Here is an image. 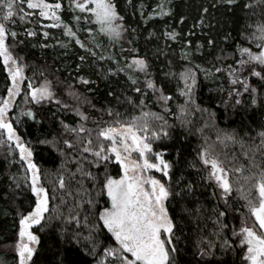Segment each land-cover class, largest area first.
<instances>
[{
    "label": "snow or ice",
    "instance_id": "snow-or-ice-1",
    "mask_svg": "<svg viewBox=\"0 0 264 264\" xmlns=\"http://www.w3.org/2000/svg\"><path fill=\"white\" fill-rule=\"evenodd\" d=\"M238 3L239 0H211L209 4L200 7L199 19L192 27H203L205 21L210 20V8L215 10L218 7H227L231 11ZM144 7L141 3V14ZM156 8L158 11H150L145 17V22L150 17L165 16L172 12L171 6H166L164 2L158 3ZM243 10L250 14L246 18L243 26L245 30L241 32V36L245 41L255 43L257 49L253 50L252 47L237 42L232 51L221 47L215 55L217 60L232 58L238 67H233L232 64H222L214 68L202 67L191 60L192 51L187 46H191L192 41L182 40L185 45L181 48L182 58L189 60L191 66L186 64L178 73L169 71L165 74L176 76L183 82V87L177 85L180 94L185 98V103L179 105L182 126L187 123L184 115L188 113L190 106L200 107L196 104L194 94L198 84L197 75L201 71L207 78L209 72H221L223 67H227V77L233 86L227 95L235 99L236 103H240L242 93L251 96L252 104L257 103V95L264 96V0H245ZM65 12H68L71 20L76 21L75 25L64 19ZM253 17L256 19L253 20ZM41 18L49 19L52 28H62L68 37L74 38L75 44L92 57L98 55L94 49L101 45L95 42L94 37V47H89L88 43L81 40L78 35L81 21L91 23L94 20L95 24L99 25V32L113 41H119L129 31V27L123 23L124 16L118 10L117 0H67L66 3L65 0H0V58L3 59L11 79V85L6 88L7 94L0 95V146L8 145L9 151L18 150L19 163L23 168L22 182L27 184L30 192L34 194L29 210L19 213L17 238L11 242L14 264H34L33 257L37 252L40 236L32 230L33 226H40L42 229L51 217V194L43 182L41 166L34 159L31 141L25 140L18 131L21 115L37 120V114L32 108L22 110L16 114L15 125L9 117L15 98L22 91L25 102H34L37 105L55 102L64 110L75 112L79 118L75 124L61 120L62 134H53L51 138L38 140V143L50 145L61 155L76 162L74 171L62 164L64 170L58 171L55 180L51 181L54 191L59 189L62 192V204L66 203L65 196L73 198L67 215H64L59 205L57 206L60 217L79 224L81 211H85V223L89 216L94 218L93 223L89 225L90 229H106L114 238L111 244L102 247L95 264H176L178 229L169 206L174 197L185 198L193 195L194 185L188 181L181 186V180L177 179L174 188L170 174L173 165L164 156L167 149H154L156 141L169 137V123L163 114L153 111L146 104L148 92L151 90L152 99H148V103H152L154 99L168 112V102L173 99L172 94L166 93L163 85L158 84L152 77L150 63L145 56L131 55L126 58V61L130 62L121 66L115 55H109L107 59L115 60V66L97 67L105 78L128 72V87L135 95L130 96L123 92V103L129 105L133 111L125 109L122 113L112 106L97 109L92 100L72 84H68L63 90L75 102L70 105L61 99L57 87L43 72L40 74V82L26 78V65L22 57L14 54L12 44L9 43L10 40L13 43H23L19 40L14 26L29 23L40 25L39 31L43 37H49L51 34L44 30L45 25ZM184 20L185 16L181 15L179 22L183 23ZM85 30L92 33L95 29ZM131 31L135 32V29ZM153 34L149 32L150 36ZM25 35L35 37L36 28L26 29ZM163 35L173 41L179 39V33L175 29L165 30ZM229 38L230 34L222 37L224 41ZM56 43L67 47V42L57 40ZM214 43L211 38L207 40L209 46ZM202 48L203 45L197 41L194 51L199 52ZM132 51L139 52L136 48ZM79 59L83 64L87 56H80ZM105 59V55H99V60ZM81 64L76 65V68L80 69ZM26 79L28 82L25 85ZM76 80L83 85L93 83L84 74L78 75ZM108 95L113 96L114 92L110 91ZM116 99L120 102V97ZM84 105L97 110L101 115L91 116L84 110ZM104 114L110 119H102ZM256 138L258 143L250 136L247 142L243 137L238 138L235 131L224 134V141L241 145L246 162H230L237 160L235 156L231 157L230 161L222 159L221 154L215 151L214 145L207 144V140L196 153L199 166L207 173L202 179L212 182L214 190L211 195L216 200L215 206L210 209L215 240L204 237L208 243L198 246L200 256L212 257L216 255L217 248L222 254L225 250L233 251L238 244L242 253L240 264H264V126L256 132ZM216 140L220 141L221 136L217 135ZM65 148L69 151L66 152ZM113 161L119 167L117 174H112L110 170ZM189 166L195 169L198 164L193 161ZM152 170L162 173L166 179L162 180L153 175ZM233 173L237 174L235 179ZM66 175L68 180L76 181L75 195L66 181ZM13 179L16 180V177ZM16 187H20L19 180ZM236 201L243 203L238 204ZM201 207L202 205L197 204L195 208H185V211L189 215H199ZM46 213L49 215L46 216ZM234 214H239L238 219ZM78 235L73 234L70 241L79 243ZM230 237L235 238V242ZM86 239L93 242L91 255L96 257L98 243L95 242L91 231ZM0 264L9 262L0 256Z\"/></svg>",
    "mask_w": 264,
    "mask_h": 264
},
{
    "label": "trees",
    "instance_id": "trees-1",
    "mask_svg": "<svg viewBox=\"0 0 264 264\" xmlns=\"http://www.w3.org/2000/svg\"><path fill=\"white\" fill-rule=\"evenodd\" d=\"M66 2L67 0H65ZM161 2H164L166 6H171L172 12L165 16L150 17L145 22L147 14L150 11H158L156 5ZM210 2L211 0H131L129 3V0H117L118 10L124 16L123 23L129 27V31L119 41L110 40L104 33H100L99 25H96L94 20L91 23L88 21L80 22L78 35L81 40L88 43L89 47H94L92 40L94 37L95 42L101 45V47L94 49L98 53L96 57L87 54L84 49L75 44L74 38L68 37L62 28L50 27L52 22L47 18L41 19L44 21V30L51 34L49 37H43L39 31L40 25L34 26L29 23L14 26L18 32L19 40H22L23 43L9 41L12 44L14 54L22 57V61L26 65V78L40 82L42 80L40 74L43 72L44 76L52 80L57 87V93L61 95V99L70 105L75 102L63 91L68 84H72L80 93L88 96L97 109L112 106L122 113L125 109L129 112L133 111L129 105L123 103V92L130 96L135 95L128 87L130 83L128 72H121L118 75L105 78L97 66L105 68L115 66V60L107 59L109 55H115L116 59L121 62V66L130 62L126 61V58L131 55L139 54L149 60L152 77L158 84L163 85L166 93L170 92L173 96V99L168 102L170 111L165 112L154 99L152 103H148V99H152L151 90L148 92L146 99L148 108L163 114L169 123L170 130L168 138L154 143V149H167L164 156L173 165L170 174L174 188L177 179L181 180V186L188 181L194 185L193 195L185 198L174 197L169 206L171 215L177 221L178 229L176 231L178 238L176 241L178 248L175 254L176 264H240L242 253L238 244L233 251L225 250L223 254L217 248L215 250L216 255L212 257H204L198 254L200 244L207 245L208 240H215L210 209L215 206L216 200L211 195L214 190L212 182L202 179V177H206L207 173L199 166L196 153L207 140V144L214 145L215 151L221 154L222 159L230 161V158L235 156L237 160L230 162H246L242 155L241 145L224 141V134L235 131L238 138L243 137L247 142L250 136L252 140H256L258 143L256 132L264 126V96L257 95V103L252 104L251 96L248 93H242L240 103H236L235 99L227 95L230 88L233 87L227 77V67H223L221 72H209L207 78L202 71L198 73L194 99L200 107L190 106L188 113L184 115L187 123L181 125L179 105L185 103V98L180 94L177 85L183 87V82L179 81L176 76H166L165 74L169 71L178 73L186 64L191 66L189 60L182 58L181 48L185 47L182 40L190 39L192 41L191 46H187L192 51L191 60L205 68L220 67L222 64H232L233 67H238L233 63L232 58L215 59V55L221 47L232 51L236 43L240 42L252 47L253 50L257 49L255 43L245 41L241 36V32L245 30L243 26L246 18L250 14L243 10L245 0H239L238 5L233 7L231 11L227 7H218L215 10L210 8V20H206L203 27H192L199 19L200 7ZM141 3L145 5L143 14H141L140 9ZM256 11L258 15L259 10ZM181 15L185 16L183 23L179 22ZM64 19L74 25L76 24V21L71 20L68 12L64 13ZM255 19L256 17H253V20ZM33 27L36 28L37 35L35 37L25 35V30ZM87 28H94L95 30L89 33L85 30ZM131 29H135V32H132ZM172 29L179 33V39L176 41L163 35L165 30ZM149 32L154 34L150 36ZM226 34H230L228 41L222 39ZM210 38L215 42L213 46L207 44V40ZM57 40L67 42V47L63 44H57ZM197 41L203 45L199 52L194 51L197 47ZM133 48L138 49L139 52H133ZM84 55L87 56V59L81 64L79 57ZM99 55H105L106 59L104 61L99 60ZM78 64H81L80 69L76 68ZM80 74L88 76L93 83L81 84L76 80ZM73 81L76 82L73 83ZM27 82L26 79L24 84L26 85ZM10 85V77L3 64V59L0 58V95H6V88ZM110 91L114 92L113 96L108 95ZM23 97L24 92L22 91L16 99L13 109H10L9 117L15 125L16 114L22 110L32 108L37 114V120L21 115L18 131L25 140L31 141L34 159L41 166L43 182L51 194V217L42 229L40 226H34L32 229L40 236L37 252L33 257L34 264H95L102 247L111 244L114 238L106 229H90L89 225L93 223L94 218L89 216L87 223H85L83 220V217L87 215L85 211H81L79 224L74 221L68 222L60 217L57 206L59 205L63 209L64 215H67L68 206L73 203V198L65 196L66 203L62 204V192L59 189L54 191V185L51 181L55 180L58 171L64 170L62 164L74 171L76 162L68 156L61 155L50 145L38 143V140L51 138L53 134H62L61 120L75 124L79 118L75 112L64 110L55 102L37 105L34 102H25ZM116 97H120V102L117 101ZM83 107L91 116L101 115L88 105ZM205 109L207 110L205 111ZM102 119L109 120L110 117L104 114ZM217 135L221 136L220 141L216 140ZM61 147L64 146L61 145ZM65 151L69 150L65 148ZM72 155H77V153H72ZM193 161L198 164L195 169L189 166ZM110 170L112 174L119 172V167L115 161L110 165ZM236 175V173L232 174L233 179ZM14 176L16 180L13 179ZM17 180L20 181L19 188L16 187ZM22 181L23 168L19 163L18 150L9 151L8 145L0 146V256L6 258L9 264H14L11 242L17 238L19 213L29 210V205L34 200V194ZM66 181L74 192L77 186L76 181L68 180L67 175ZM233 199L236 198L233 197ZM236 202L238 204L243 203V201ZM197 204L202 205L199 215L195 213L189 215L185 211V208H195ZM244 210L242 209V211ZM48 215L46 213V216ZM234 216L238 219L239 214H234ZM90 231L95 237V242L98 243L96 257L91 255L93 242L86 239ZM77 233L79 234V243L70 241V237ZM204 237H207L208 240H205ZM231 239L235 242V238ZM217 243L219 242L217 241Z\"/></svg>",
    "mask_w": 264,
    "mask_h": 264
},
{
    "label": "rangeland",
    "instance_id": "rangeland-1",
    "mask_svg": "<svg viewBox=\"0 0 264 264\" xmlns=\"http://www.w3.org/2000/svg\"><path fill=\"white\" fill-rule=\"evenodd\" d=\"M7 69V68H6ZM8 72V71H7ZM11 80V79H10ZM19 97V95L15 98V101H16V99ZM10 112V111H9ZM152 174L153 175H156L158 178H160V179H162V180H165L166 178L163 176V174L162 173H160V172H158V174H154L153 173V170H152Z\"/></svg>",
    "mask_w": 264,
    "mask_h": 264
},
{
    "label": "flooded vegetation",
    "instance_id": "flooded-vegetation-1",
    "mask_svg": "<svg viewBox=\"0 0 264 264\" xmlns=\"http://www.w3.org/2000/svg\"><path fill=\"white\" fill-rule=\"evenodd\" d=\"M153 173H154V174H158V171H157V170H153Z\"/></svg>",
    "mask_w": 264,
    "mask_h": 264
},
{
    "label": "water",
    "instance_id": "water-1",
    "mask_svg": "<svg viewBox=\"0 0 264 264\" xmlns=\"http://www.w3.org/2000/svg\"><path fill=\"white\" fill-rule=\"evenodd\" d=\"M34 226H35V225H34ZM34 226H33V227H34Z\"/></svg>",
    "mask_w": 264,
    "mask_h": 264
}]
</instances>
